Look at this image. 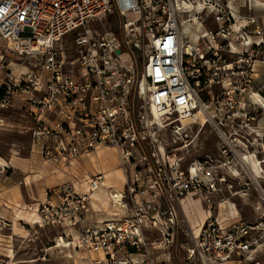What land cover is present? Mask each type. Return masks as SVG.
Returning <instances> with one entry per match:
<instances>
[{
  "label": "built area",
  "instance_id": "built-area-1",
  "mask_svg": "<svg viewBox=\"0 0 264 264\" xmlns=\"http://www.w3.org/2000/svg\"><path fill=\"white\" fill-rule=\"evenodd\" d=\"M226 8L213 13L219 28L210 32L214 42L220 35L225 43L213 45L202 37L200 41L207 44L200 51V41L191 47L182 38L178 0H0V40L19 59L37 67L5 78L0 84V108L25 97L26 111L35 120L32 146L43 160L70 168L98 146H111L124 176L119 197L115 193L110 197L113 211L102 220L91 221L89 216L94 212L91 195L104 186L103 172L79 180L72 176L74 181L49 190L38 216L64 228L59 239L72 250L99 254L100 264H158L153 252L172 247L183 233L185 264H256L264 254V176L252 175L249 184L240 183L244 196L255 197L253 220L237 215L228 223L209 216L194 235L185 227L182 203L192 191L207 190L208 185L215 190V182L202 180L212 165L192 162L182 169V156L172 154L173 160L166 162L161 157L164 150L155 147L149 155L140 146L145 137L137 131V125L141 132L147 127L148 104L156 108V123L171 129L174 143L182 133L187 136L183 119L195 121L206 113L208 122L210 104L219 106L221 97L230 100V109L238 104L246 122L254 119L261 108L248 88L254 83L255 63L264 65L263 29L255 24L248 30L253 18L246 19L233 49L229 34L236 19ZM202 13L196 16L203 22ZM106 16L119 19L120 35L89 29L90 22ZM69 34H76L72 68H66L61 49ZM219 50L225 53L222 58ZM139 52L144 57L140 78L134 64ZM142 79L145 94L140 93ZM215 83L221 88L218 95L210 89ZM245 91L249 102L241 98ZM254 91L261 94L264 84ZM203 92L210 102L201 98ZM136 96L144 104H135ZM52 115L56 122L50 125L46 119ZM232 134L234 140L244 138L236 130ZM218 137L226 135L218 132ZM219 149L225 153L224 147ZM82 183L85 190L79 187ZM207 203L210 212L211 202Z\"/></svg>",
  "mask_w": 264,
  "mask_h": 264
},
{
  "label": "rangeland",
  "instance_id": "rangeland-1",
  "mask_svg": "<svg viewBox=\"0 0 264 264\" xmlns=\"http://www.w3.org/2000/svg\"><path fill=\"white\" fill-rule=\"evenodd\" d=\"M213 5L216 6L215 11L207 9L201 14L204 23L199 19L207 31L215 34L219 25L215 22L213 13L229 6L233 13L235 11L239 17L244 18L239 20L240 25H244L246 19L252 17L253 22L247 24V29L252 30L257 24L263 29L264 36V21L260 24L257 18L264 14V0H213ZM185 27L192 28L193 33L202 30V27L194 29L193 23ZM89 29L99 34L113 31L120 35L119 19L114 16L101 17L90 22ZM233 29L238 31V27L236 29L233 27ZM231 32L229 37L235 35ZM75 37L76 34H69L61 41L66 68H72L69 62L77 57ZM224 43L220 35L215 36V45ZM206 44V40L200 41V51ZM224 55V51L219 50V57L222 58ZM134 64L136 75L140 78L144 66V57L140 52L135 56ZM35 69L37 67L33 66L32 61L19 59L8 49L6 43L0 40V84L8 75H17ZM210 89L216 95L221 90L220 85L216 83L212 84ZM248 89L254 91L256 87L250 86ZM249 91L241 94L244 101L249 102L247 98ZM261 95L264 96V91ZM200 96L204 101L210 102V97L206 92L201 93ZM218 100L220 101L219 106L215 103L210 104L211 118L209 121L202 124V118L206 120L208 115L198 114L195 122L190 123V120L186 122L184 127L187 136L182 133L180 139H175V143L171 129L164 124L155 123L151 126L147 124L144 132H141L143 128L137 125V131L145 137L140 140V146L145 153L150 155L154 147L164 150L165 153L161 154V157L166 162L167 159L170 162L173 160L172 154L182 156V169L188 168L192 162L196 165L198 162H207L206 165H212L210 170L206 167L208 171L202 173V180L206 183L211 180L215 182V190H211L208 185L207 190L192 191L183 200L181 212L183 217L185 215V227L188 229L205 221L209 216L228 223L236 221L237 215L249 220H253L256 216L253 210L257 205L254 202V195L244 196L243 187L240 186V183L249 184L252 174L238 162L240 149L236 145L232 132L236 130L243 135L244 138H239V140L246 143L250 151L257 148L259 152L257 157L263 160L264 151L261 144H264V111L257 109L258 113L254 115V119L246 122L238 104L230 109L228 104L230 100L224 97ZM25 101V97H18L11 106L0 108V159L7 163L6 167H0V208H4L6 212L0 217V264H100L96 260H99L101 255L89 251L72 250L71 245H66L65 239H63V244L60 243L57 246L64 228L60 225L46 223L38 216L37 210L40 208V201L43 202L49 197V190L71 179L72 176L79 178L99 170L105 171V174L108 170L120 169L116 150L112 147L98 146L95 151L84 154L82 161L81 158L75 161L72 165L73 169L63 166L61 162L43 160L38 150L32 147V128L35 120L26 111ZM141 103L144 104V100L136 96L135 104ZM235 114L240 117L233 119L232 115ZM242 119L245 124L252 125L255 129H262L263 136H256L255 133L247 130ZM218 132L224 133L226 138H219ZM221 146L224 147L225 153L219 149ZM231 166L238 169V175H232ZM261 166L263 168L261 175H264V162ZM117 181L122 190V174ZM207 200L211 202L210 212ZM227 203L234 205L236 214L228 213ZM186 240L183 233L179 234L174 239L172 247L154 251L153 257H158L156 260L158 264H185L182 244ZM255 261L256 264H264V254L259 255ZM226 264L246 263L228 262Z\"/></svg>",
  "mask_w": 264,
  "mask_h": 264
},
{
  "label": "bare ground",
  "instance_id": "bare-ground-1",
  "mask_svg": "<svg viewBox=\"0 0 264 264\" xmlns=\"http://www.w3.org/2000/svg\"><path fill=\"white\" fill-rule=\"evenodd\" d=\"M230 4H231V2H230ZM178 5H179V12L182 16L181 27H180L182 35H183L182 38L188 39L189 46L192 47V46L196 45L202 37H204L206 39H210L212 44L215 45L214 40L212 38V34L203 28L202 24L199 22V19L196 16V14L202 13L205 9H209V8L214 9L213 8V0H178ZM234 16H235L236 21H238V23L235 22L236 24L233 23L231 26V28H232L231 34L232 35L235 34V35H233V40L231 41V45L234 49H236V43H235L234 39H235L236 35L239 33V26H240L239 20L240 19L242 20L244 18L239 17L235 11H234ZM190 23L194 24V26H195L194 29H198V28L201 29V27H202V30H200L198 33H193L192 28L185 27L186 25H188ZM238 24H239V26H238ZM233 27L235 29L238 27V31L234 30ZM200 32H202L203 34L201 35ZM145 89H146V81L144 79H142L141 86H140V90H141L140 93L145 94ZM250 97L254 101V103L258 104L259 107L264 111V96L261 95L259 92L253 91L250 93ZM147 113H148L147 124L149 126H151V125L156 123L157 117H158V114H157V111H156V108L154 107V105L148 104ZM203 114H206V113H203ZM188 121H189L188 119H183L182 120L183 126H185L186 122H188ZM193 122H195V121H191L190 123H193ZM204 122H206V120H204L202 118L201 123L203 124ZM247 128H248L247 130H249L251 133H255L256 136H260V137L263 136V131L261 128H260L261 130L255 129L252 125H248ZM263 129H264V122H263ZM223 139H225V138H223ZM235 142H236V145L240 149V153L238 154L239 155L238 156V162L240 163V165L243 166L244 168H246L255 177L264 176V175H261V172L263 171L261 164L264 162V159L259 160L255 151L254 150L250 151L248 149V145L246 143H244L243 141L236 138ZM261 146H263L262 150L264 151V144H261ZM105 147L111 148V146H105ZM97 154H99V152H97ZM6 166H7V163L4 162V160L0 159V167H6ZM192 170L195 171L194 167H192ZM230 171H231L232 175H234V176L239 174L238 169L233 168L232 166L230 167ZM119 175H120L119 169H115L113 171L108 170L105 173L104 182L108 185H110V184L118 185L117 181H115V179H112V178L113 177L116 178ZM110 188H112V187L107 188V196L109 198V204L111 205L110 197H112L114 193L117 195V197H119V191L120 190L115 189L116 192H114V191H110ZM226 206H227L229 214H231V215L236 214V209L232 203H227ZM201 224L199 226L194 225L193 226L194 229L191 228L193 230L194 235L198 234ZM60 243L63 244L64 241L62 239H58L57 246H59ZM226 263H228V262H225V264Z\"/></svg>",
  "mask_w": 264,
  "mask_h": 264
},
{
  "label": "crops",
  "instance_id": "crops-1",
  "mask_svg": "<svg viewBox=\"0 0 264 264\" xmlns=\"http://www.w3.org/2000/svg\"><path fill=\"white\" fill-rule=\"evenodd\" d=\"M257 18L259 19V23L262 24L263 21H264L263 20L264 19V14H261V15L257 16ZM262 38L264 39V36L263 35H262ZM254 71H255V74L253 75L254 84L252 86L257 87L259 84H262L264 82V65L262 63L256 62L255 63V66H254ZM46 120H47V122L50 125H52V124H54L56 122V119L53 117V115L52 116H48V119H46ZM32 147L33 148H36L34 146H32ZM254 151H255V153L257 155L259 154L258 149H255ZM83 157H85V155L80 156L78 159L81 158L80 160L82 161L83 160ZM77 160H75V161L77 162ZM75 161L72 162V165H73V163ZM72 165H71L70 168L73 169V166ZM119 170H120V175L118 177H116V178L113 177L112 179H115V181H117L118 179H120L121 174H122V177H123L122 188H123V185H124V176H123V173H122L121 169H119ZM97 172H103V171L102 170H99V171H96L95 173H97ZM90 174H94V173H89V175ZM86 176H88V175H86ZM68 178H70V176H68ZM81 178H84V175L81 176V177H79V178H77V179L79 180ZM104 180H105V174H104ZM67 181H74V179L71 177V179H69ZM67 181H63V182H67ZM63 182H61V183H63ZM117 183H118V181H117ZM103 185H104L103 187H101L100 189H98L96 192H94L91 195V207H92V209L94 211L89 216V219L91 221H93V220H102L104 218L109 217V215L112 213L113 209H112L111 205L109 204V198L107 196V188L108 187H112L113 189H116V190H120V188H121V185H119V183H118V185H115V184L108 185L105 182H103ZM79 187L82 190H85L86 189V185H84V183H82ZM48 198H46L43 202L40 201V203H44ZM5 213L6 212H5L4 208H0V217H2L1 214H5ZM202 222L203 221H201L198 224V226Z\"/></svg>",
  "mask_w": 264,
  "mask_h": 264
},
{
  "label": "water",
  "instance_id": "water-1",
  "mask_svg": "<svg viewBox=\"0 0 264 264\" xmlns=\"http://www.w3.org/2000/svg\"><path fill=\"white\" fill-rule=\"evenodd\" d=\"M120 51L118 50V51H116V53H119Z\"/></svg>",
  "mask_w": 264,
  "mask_h": 264
}]
</instances>
